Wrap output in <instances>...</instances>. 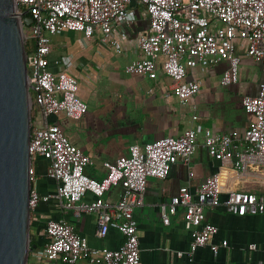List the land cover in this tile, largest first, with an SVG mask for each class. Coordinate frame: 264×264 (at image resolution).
Here are the masks:
<instances>
[{
    "label": "built area",
    "instance_id": "obj_1",
    "mask_svg": "<svg viewBox=\"0 0 264 264\" xmlns=\"http://www.w3.org/2000/svg\"><path fill=\"white\" fill-rule=\"evenodd\" d=\"M14 10L20 19L24 11L31 18L29 25L22 23L31 105V214L41 203L53 200L63 213L95 214L97 237H105L110 229L123 236L116 249L96 248L64 218L48 219L44 223L42 260L49 264H139L134 211L144 203L147 180H164L177 161L187 164L199 146L216 160H229L234 172L264 184V82L259 83L256 95L242 98L245 112L252 114L254 121L241 138L206 129L199 143L196 131L187 128L177 137L131 145L127 155L104 163L107 172L101 179L85 173L90 158L70 142L59 125L48 121L57 113L78 120L88 109L78 96L77 77L68 72L72 56L52 58L53 36L80 32L86 39H96L125 55L121 38L134 24L137 10H141L149 31L137 37L134 47L138 57L124 66V72L151 75L157 59L162 57L164 71L175 83L173 93L183 102L201 87L197 80L184 81L186 67L205 70L226 61L228 67L221 83L237 81L236 41L246 44V55L259 62L264 71V0H14ZM38 158L48 162L45 176L57 182L51 193L40 194L33 186ZM116 185L122 190L118 200L110 203L105 194ZM221 190L220 175L214 173L196 191L183 185L168 203L160 205L165 225L178 207L183 208V225L192 236L189 255L207 245L213 252L219 248L210 243L218 228L205 223V208L219 204ZM87 193L92 200H84ZM223 204L234 215H264V197L249 190L231 192ZM221 245L225 247L227 241ZM256 248L255 244L249 245L250 250Z\"/></svg>",
    "mask_w": 264,
    "mask_h": 264
},
{
    "label": "crops",
    "instance_id": "obj_2",
    "mask_svg": "<svg viewBox=\"0 0 264 264\" xmlns=\"http://www.w3.org/2000/svg\"><path fill=\"white\" fill-rule=\"evenodd\" d=\"M149 31L148 21L137 10L133 25L126 28L121 44L125 55L117 54L110 46L96 39H86L80 32H61L52 37V58L71 55L72 66L68 72L78 79V96L87 106V112L78 120L57 113L48 118L61 127L71 143L79 147L91 160L85 173L101 179L106 175V162H114L128 154L133 144L145 143L163 137H177L185 129L193 128L197 141L209 129L215 134H231L241 138L254 121L245 112L242 98L256 95L258 85L264 82L262 65L246 55V44L236 41L239 56L237 81L223 85L221 78L228 67L226 61L202 70L199 66L186 67L184 81L197 80L199 92L180 102L173 93L174 81L166 75L159 57L153 74L131 75L124 66L138 57L135 42L140 34ZM48 162L38 158L35 162L33 186L40 194L55 191L57 182L45 176ZM192 173V175H190ZM218 173L222 181L219 204L205 208V223L218 228L210 243L219 245L216 252L209 246L197 248L189 255L192 236L183 225L184 211L178 207L170 215L168 225L163 224L160 205L168 203L179 187L188 185L191 192L209 175ZM238 189L255 192L264 197V184L249 175L234 172L229 160H216L199 146L190 161H177L164 180H147L144 203L134 211L140 249L139 264H261L264 261V215L238 216L231 214L224 201ZM121 186H113L105 200L114 203ZM87 193L84 200H92ZM64 218L74 230L85 237L90 246L116 249L123 242L122 234L110 229L105 237L96 235L95 214L75 216L62 212L56 201L41 203L31 214L32 245L27 264H49L42 260L44 223L48 219ZM43 226V227H42ZM222 241H227L224 247ZM257 248L250 250L249 245ZM76 264H87L79 261Z\"/></svg>",
    "mask_w": 264,
    "mask_h": 264
},
{
    "label": "water",
    "instance_id": "obj_3",
    "mask_svg": "<svg viewBox=\"0 0 264 264\" xmlns=\"http://www.w3.org/2000/svg\"><path fill=\"white\" fill-rule=\"evenodd\" d=\"M14 0H0V264H27L31 251L30 84Z\"/></svg>",
    "mask_w": 264,
    "mask_h": 264
},
{
    "label": "trees",
    "instance_id": "obj_4",
    "mask_svg": "<svg viewBox=\"0 0 264 264\" xmlns=\"http://www.w3.org/2000/svg\"><path fill=\"white\" fill-rule=\"evenodd\" d=\"M26 52L28 53V50L26 49ZM39 207V206H38ZM38 209V208H37ZM32 224V223H31ZM44 226V225H43ZM42 226V227H43ZM31 228H32V226H31ZM44 228V227H43ZM44 230V229H43ZM31 236V235H30ZM44 242V241H43ZM43 242H42V245H43ZM33 243H32V238H31V245H32Z\"/></svg>",
    "mask_w": 264,
    "mask_h": 264
},
{
    "label": "rangeland",
    "instance_id": "obj_5",
    "mask_svg": "<svg viewBox=\"0 0 264 264\" xmlns=\"http://www.w3.org/2000/svg\"><path fill=\"white\" fill-rule=\"evenodd\" d=\"M31 230H32V228H31Z\"/></svg>",
    "mask_w": 264,
    "mask_h": 264
}]
</instances>
